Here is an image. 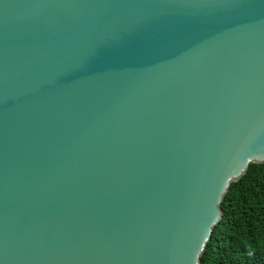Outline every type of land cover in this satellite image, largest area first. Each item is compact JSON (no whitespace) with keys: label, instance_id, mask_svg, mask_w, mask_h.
Wrapping results in <instances>:
<instances>
[{"label":"water","instance_id":"1","mask_svg":"<svg viewBox=\"0 0 264 264\" xmlns=\"http://www.w3.org/2000/svg\"><path fill=\"white\" fill-rule=\"evenodd\" d=\"M264 164V0H0V264H200Z\"/></svg>","mask_w":264,"mask_h":264},{"label":"trees","instance_id":"2","mask_svg":"<svg viewBox=\"0 0 264 264\" xmlns=\"http://www.w3.org/2000/svg\"><path fill=\"white\" fill-rule=\"evenodd\" d=\"M221 210L200 264H264V164L231 184Z\"/></svg>","mask_w":264,"mask_h":264}]
</instances>
